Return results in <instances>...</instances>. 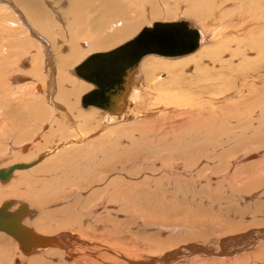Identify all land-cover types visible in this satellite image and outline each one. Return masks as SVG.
Returning <instances> with one entry per match:
<instances>
[{"label": "bare ground", "instance_id": "obj_1", "mask_svg": "<svg viewBox=\"0 0 264 264\" xmlns=\"http://www.w3.org/2000/svg\"><path fill=\"white\" fill-rule=\"evenodd\" d=\"M44 2L0 0V170L41 157L0 180V206L25 204L22 224L65 245L27 254L1 232L0 264H249L250 248L264 251V0ZM169 13L197 29L199 47L145 56L121 115L83 108L94 86L76 68ZM122 140L155 146L156 170L140 176L147 159H123Z\"/></svg>", "mask_w": 264, "mask_h": 264}, {"label": "water", "instance_id": "obj_2", "mask_svg": "<svg viewBox=\"0 0 264 264\" xmlns=\"http://www.w3.org/2000/svg\"><path fill=\"white\" fill-rule=\"evenodd\" d=\"M199 33L187 20L157 23L153 27H145L132 40L118 48L90 56L75 70L76 75L92 84L94 89L81 97L83 108L94 106L115 116L121 115L129 95L131 76L138 72L140 61L148 55L166 58L187 56L199 47ZM41 160L29 164H14L0 170V180L6 182L15 170H23L34 166ZM13 201L0 206V232L12 237L20 250L30 254L37 249L65 245L58 237L42 236L28 226L22 224L27 213L25 204L10 211Z\"/></svg>", "mask_w": 264, "mask_h": 264}, {"label": "rangeland", "instance_id": "obj_3", "mask_svg": "<svg viewBox=\"0 0 264 264\" xmlns=\"http://www.w3.org/2000/svg\"><path fill=\"white\" fill-rule=\"evenodd\" d=\"M46 2H47V4H49L50 5V8L51 9H60V10H62L63 9V6H64V0H63V2H62V0H51V1H49V0H46ZM46 2H44V3H46ZM53 5V6H52ZM232 9V8H231ZM177 15V16H176ZM181 15L180 14H170L169 13V17L167 18L166 16H163V18H161V19H159V20H156V21H158V22H160V23H163L164 21L165 22H171V21H174V20H177V19H181L182 17H180ZM179 17V18H178ZM164 20V21H163ZM148 21L149 20H146V22L144 21V23L142 24V27H143V25L144 26H147L148 24ZM152 22H155V20H152L150 23H152ZM147 24V25H146ZM132 39V38H131ZM116 44H114L113 46H115ZM116 47V46H115ZM114 47V48H115ZM112 50V48H106V50H103V51H105V52H108L109 50ZM94 51V50H93ZM93 51H91V53L90 54H92V53H94ZM102 50H101V52H99V53H104ZM95 52H97V51H95ZM86 59V58H85ZM84 59V60H85ZM189 66H187V68L185 69V72L187 73H190V72H192L193 71V66H190V64H188ZM27 64H25V69H27ZM192 67V68H191ZM69 73V75L70 76H72V77H74V79H76V80H78L75 76H73V75H71L70 74V71L68 72ZM159 74H161V72L159 73ZM166 74V73H165ZM65 84L66 85H69V86H72V84L70 83V82H65ZM85 94V93H84ZM80 100V99H79ZM79 104H80V101H79ZM78 104V107H79V109L80 110H82L81 108H80V105ZM177 125V124H176ZM161 129V128H160ZM181 131V130H180ZM180 131H177V136L175 137V138H178L179 137V135H181V136H184ZM178 133H179V135H178ZM171 134V129H170V131L168 132L167 131V129L166 128H164V131H163V136H161V137H159V140L161 141L162 139L164 140H162L160 143H162V146H164L163 144L165 143V141H168V140H166L165 139V137H169V136H172L171 138H173V135H170ZM167 135V136H166ZM186 136V135H185ZM161 138V139H160ZM174 138V139H175ZM168 139V138H167ZM179 139V138H178ZM170 140H172L173 141V139H170ZM126 141V140H125ZM124 140H122L121 141V144H122V142H123V144H122V149L121 150H127V152L125 153V154H123L122 155V158L123 159H127V160H130V159H134V160H138L139 158H140V155H142L141 157L142 158H144V159H147L146 160V162L148 161V160H150V158H152L151 156V150L152 149H156V148H154L155 146H152V147H150V148H147V149H145V145H135L134 147H133V144L131 145V143H129L128 142V140L125 142ZM172 141H170V142H172ZM127 142H128V144H127ZM174 142V141H173ZM160 143H158V145H160L161 146V144ZM125 144V145H124ZM123 145H124V148H123ZM155 145V144H154ZM165 146H166V144H165ZM195 146H197V145H195ZM138 147V148H137ZM140 147V148H139ZM138 149H139V152H138ZM142 149V150H141ZM159 149V153H152L154 156H156L157 157V159H158V157L160 158V159H158V160H165V159H168V157L165 155V153H164V149H162V148H158ZM135 150V151H134ZM140 150L142 151V154H140ZM149 150V151H148ZM166 150V149H165ZM134 151V152H133ZM146 153H145V152ZM147 151H148V153H149V155L147 154ZM163 153H162V152ZM162 154H161V153ZM187 152H190V151H187ZM146 154V155H145ZM145 155V156H144ZM128 156V157H127ZM147 156V157H146ZM138 157V158H137ZM148 157H150V158H148ZM182 157V156H181ZM184 157V156H183ZM142 158H140V159H142ZM181 159V158H180ZM132 160H130V162H132ZM146 162H145V165H144V167H140L141 169H140V171L139 172H137V173H139L140 174V176L143 174V173H146V171H149V169H150V171H152L151 169H155L156 170V168L155 167H153L151 164H153L154 162H152L151 160L150 161H148L147 162V164H146ZM152 162V163H151ZM151 163V164H150ZM149 164V165H148ZM157 164V163H156ZM154 165V164H153ZM158 165V164H157ZM160 165H158V167H159ZM149 167H153V168H149ZM48 169H52V168H54V167H52V165H48V167H47ZM48 169H46V172H47V170ZM153 169V171H155ZM126 171H128V169H125V172ZM136 173V174H137ZM130 175L131 174H133V173H129ZM135 174V175H136ZM139 174H137L138 176H139ZM137 175H136V177H137ZM143 177H146V178H143ZM142 177V179L140 180V179H138V180H136L134 183H144L145 181L143 180V179H149V178H151V177H149V178H147V176H143ZM137 178H139V177H137ZM151 180H152V178H151ZM167 180V179H166ZM165 180V181H166ZM190 180H188V182H189ZM168 181H166V183H167ZM190 183V182H189ZM0 186H2L3 187V185H1L0 184ZM4 186H7V184L6 185H4ZM123 190V189H122ZM17 200H19V199H17ZM262 200H264V199H261L259 202H260V204H263V206H264V201H262ZM19 201H21V202H24V203H26V204H28L27 202H25L26 200H19ZM94 202V201H93ZM263 202V203H262ZM69 211H66V213H68ZM263 212H264V210H263ZM60 215V214H59ZM35 216V215H34ZM33 219V218H32ZM126 221H128V220H126ZM263 221H264V219H263ZM264 223V222H263ZM57 228H59V227H57V226H53V227H51V228H49V230L51 231V229L53 230H56ZM49 230H47V231H49ZM53 230V231H54ZM66 230H70L69 228H66ZM1 233V232H0ZM1 234H3L9 241H11V242H14L15 243V241L10 237V236H8V235H6L5 233H1ZM47 235V234H46ZM49 235V234H48ZM124 237V238H123ZM108 238V237H107ZM115 238H117V239H119V240H121L122 242H124V243H127V245H129L130 244V246H132L133 248L134 247H136V246H140L141 247V249L143 250V251H140V254L141 255H143L144 257H146L147 259L149 258V256H148V254H147V252H150V253H157V251H154V249H151L149 246H147V244L146 243H144V242H142V241H140V240H138L135 236H132V235H129V234H122L121 236H119V237H115ZM8 244V247L10 248V243L9 242H7ZM16 244V243H15ZM4 245V244H3ZM5 246V245H4ZM143 247V248H142ZM145 247H148L149 249H144ZM136 249V248H135ZM20 254H21V252L18 250V248L16 249ZM15 250V251H16ZM250 250L251 251H249V252H251L250 253V256L251 257H253V260H251L250 262H249V264H252L253 262L255 263V261H260V260H262L263 261V259H264V251L263 250H261V249H257V248H255L254 250H252L251 248H250ZM14 250H12L11 249V253H16ZM261 251H263V253H261ZM141 252H143V253H141ZM139 253V252H138ZM254 253V254H253ZM22 255V254H21ZM260 255V256H259ZM263 255V256H262ZM23 256V255H22ZM23 257H25V256H23ZM257 257V258H256ZM25 258H27V257H25ZM256 259V260H255ZM260 259V260H259ZM29 261V260H28ZM253 261V262H252ZM4 262V261H3ZM63 262H64V264H68L64 259H63Z\"/></svg>", "mask_w": 264, "mask_h": 264}]
</instances>
